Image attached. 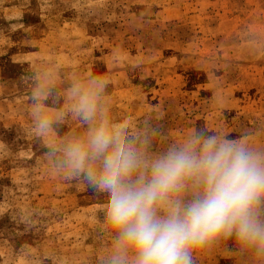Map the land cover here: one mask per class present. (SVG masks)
Listing matches in <instances>:
<instances>
[{
	"label": "rangeland",
	"instance_id": "rangeland-1",
	"mask_svg": "<svg viewBox=\"0 0 264 264\" xmlns=\"http://www.w3.org/2000/svg\"><path fill=\"white\" fill-rule=\"evenodd\" d=\"M93 80L149 158L196 129L264 150V0H0V264H105L107 194L47 155L86 135L71 88ZM193 257L264 264L235 237Z\"/></svg>",
	"mask_w": 264,
	"mask_h": 264
},
{
	"label": "clouds",
	"instance_id": "clouds-1",
	"mask_svg": "<svg viewBox=\"0 0 264 264\" xmlns=\"http://www.w3.org/2000/svg\"><path fill=\"white\" fill-rule=\"evenodd\" d=\"M103 87L73 85L88 131L66 139L59 157L55 146L47 155L107 194L105 226L114 235L105 264H195L194 252L224 237L264 259V150L234 133L196 129L149 158L98 108ZM36 116L48 131L51 122Z\"/></svg>",
	"mask_w": 264,
	"mask_h": 264
}]
</instances>
